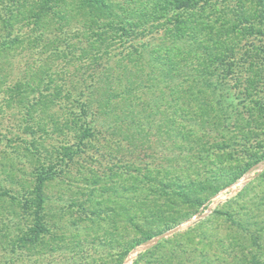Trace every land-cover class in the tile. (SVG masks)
<instances>
[{
	"label": "rangeland",
	"instance_id": "obj_1",
	"mask_svg": "<svg viewBox=\"0 0 264 264\" xmlns=\"http://www.w3.org/2000/svg\"><path fill=\"white\" fill-rule=\"evenodd\" d=\"M255 29V37L254 32H248L243 39L256 46L255 51L243 55L246 68L226 71L224 96L211 97L205 134L196 127L185 137L168 132L167 120L178 127L184 120L182 113L170 110L168 114H149L142 121L144 131L134 126L131 145L116 143L114 132L107 131L114 106H106L109 112L95 117L99 131L82 148H71L68 160L64 147L72 145L77 135L73 128L60 130L68 112L57 104L51 113L34 111L33 116L49 120L47 132L37 140L34 158L22 152L16 162L24 170L15 171L14 176L33 188L42 163L37 157L48 156L53 176L45 184L46 220L52 228L34 244L16 242L29 218L20 219L25 213L13 201L0 200V264H254L255 257L264 263V22ZM28 56L31 58L13 59L0 54V85L3 79L10 83L21 75ZM111 59L114 67V56ZM57 62L60 60H50L49 64L68 71ZM22 109L0 99L4 144L11 138L16 142L17 136L28 137L20 126L25 115ZM191 115L189 112L188 117ZM191 122L195 124L193 118ZM2 149L3 144L0 158L7 163L14 153H7L11 149L7 147L2 154ZM27 155L32 165L23 157ZM114 164L131 167L135 174L114 179ZM154 167L165 169L162 177L167 176V182H183L187 191L208 198L197 205L145 190L144 186L150 188L160 177L142 175L140 169ZM3 169L0 165L2 183ZM146 198L151 201L146 202ZM145 206L155 208L140 212L147 209ZM178 217L180 220L173 223ZM177 226L180 228L158 239ZM159 230L162 233L155 234ZM144 233H150L151 238L145 240Z\"/></svg>",
	"mask_w": 264,
	"mask_h": 264
},
{
	"label": "trees",
	"instance_id": "obj_2",
	"mask_svg": "<svg viewBox=\"0 0 264 264\" xmlns=\"http://www.w3.org/2000/svg\"><path fill=\"white\" fill-rule=\"evenodd\" d=\"M262 22L264 0H0V54L13 59L31 56L25 58L19 77L10 83L3 79L0 85V99L5 105L23 108L20 126L28 135L17 136L16 142L8 139L6 144L0 137L2 154L7 147L12 149L7 153H14L7 163L0 158L5 175L4 183L0 178V200L13 201L25 213L19 215L20 219L30 221L22 227L16 242L34 244L52 228L46 220L45 184L53 176L48 156L44 153L37 157L42 163L33 188L14 176L15 171L24 170L18 168L16 160L27 152L34 158L37 140L47 132L49 120L33 116L34 111L51 113V107L57 104L68 112L65 122L59 124L63 125L60 130L73 128L77 134L72 145L64 147L68 160L71 148H82L99 131L96 119L109 112L106 106H114L107 131L114 132L116 143L126 141L131 145L134 126L144 131L142 121L149 114H168L170 110L182 113L184 120L180 127L167 120L168 132L185 137L196 127L205 134L212 95L224 96L226 71L246 68L243 55L255 51L256 46L243 39L248 32H254L255 37V27ZM242 46H246L245 51ZM36 55L39 58H34ZM50 60H60L57 65L67 66L68 71L49 64ZM217 104L222 108V99L218 98ZM116 143V147L121 146ZM28 155L23 157L32 165ZM140 170L146 172L142 175L160 177L150 188L144 186L145 190L197 205L208 198L187 191L183 182H167L162 167ZM129 174H135L131 167L114 164V179ZM145 207L140 212H153L155 208ZM144 234L145 240L151 238L150 233ZM255 260L254 264H264L257 257Z\"/></svg>",
	"mask_w": 264,
	"mask_h": 264
},
{
	"label": "water",
	"instance_id": "obj_3",
	"mask_svg": "<svg viewBox=\"0 0 264 264\" xmlns=\"http://www.w3.org/2000/svg\"><path fill=\"white\" fill-rule=\"evenodd\" d=\"M192 219H193V218H190V219H188L186 222H188V221H190V220H192ZM179 228H180V226H177V227H175V228H173V229H171V230H169V231H167V232H165V233H162L161 235L158 236V239L163 238L164 236L170 234L171 232H173V231H175V230H177V229H179Z\"/></svg>",
	"mask_w": 264,
	"mask_h": 264
},
{
	"label": "bare ground",
	"instance_id": "obj_4",
	"mask_svg": "<svg viewBox=\"0 0 264 264\" xmlns=\"http://www.w3.org/2000/svg\"><path fill=\"white\" fill-rule=\"evenodd\" d=\"M127 264H129V262H127Z\"/></svg>",
	"mask_w": 264,
	"mask_h": 264
}]
</instances>
